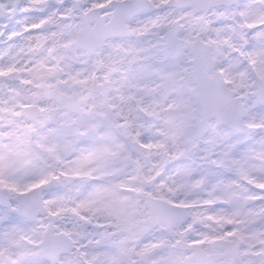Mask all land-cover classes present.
<instances>
[{"label": "snow or ice", "instance_id": "1", "mask_svg": "<svg viewBox=\"0 0 264 264\" xmlns=\"http://www.w3.org/2000/svg\"><path fill=\"white\" fill-rule=\"evenodd\" d=\"M0 264H264V0H0Z\"/></svg>", "mask_w": 264, "mask_h": 264}]
</instances>
